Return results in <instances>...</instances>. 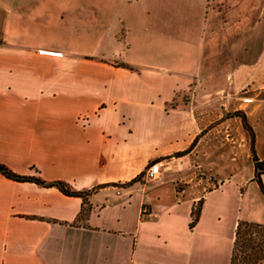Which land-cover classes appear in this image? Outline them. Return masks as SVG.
I'll list each match as a JSON object with an SVG mask.
<instances>
[{"label": "crops", "instance_id": "crops-1", "mask_svg": "<svg viewBox=\"0 0 264 264\" xmlns=\"http://www.w3.org/2000/svg\"><path fill=\"white\" fill-rule=\"evenodd\" d=\"M259 35L264 0H0V164L93 190L85 201L0 174V264H231L238 223L263 224L225 229L218 192L242 158L247 186L264 166V79L249 76ZM242 67L252 87L236 108L253 134L239 125L224 141L232 119L208 129L221 116L204 109L244 89L221 81ZM191 90L213 99L193 110L180 99ZM153 161L161 175L147 182Z\"/></svg>", "mask_w": 264, "mask_h": 264}, {"label": "rangeland", "instance_id": "rangeland-1", "mask_svg": "<svg viewBox=\"0 0 264 264\" xmlns=\"http://www.w3.org/2000/svg\"><path fill=\"white\" fill-rule=\"evenodd\" d=\"M257 49L258 54L259 52L264 51V35H259V40H257ZM223 71L224 72H222L221 81L225 83L227 88L229 86L236 87L242 85L244 86V89H240L239 92L233 96H228L227 94H225V92L221 93L222 104L220 105V110H218L217 108L204 109L206 113L205 117L215 118L219 113L221 116V120L219 121L215 119L216 121H213L209 125L208 129L214 127L216 124L222 122L226 118H231L232 122H230L227 126L223 125L220 128L219 133L222 134V139L225 141L228 136V139L233 138L234 131L237 127H239V125L245 127V129L247 130V136L249 137L253 133L250 132L249 127H247V121L244 115V111L236 107H238L240 102H243L240 98L246 96L245 92L247 86L252 87V80L248 79V72L246 71V67H242L238 72L239 75L237 76L236 73L231 74V72H233L232 70L225 68ZM249 76L250 78L254 77L253 79L256 81V83L258 81H263L262 79H264V58H262L261 61L259 60V58L257 59L255 70L252 69ZM247 82H249V84H247ZM208 94L209 93H198L196 91L192 92L191 90L188 94L180 97V99H182L183 101L190 102L191 100H194L195 104L193 110H195L197 104L196 100L198 98H203L204 96L206 97V102L208 98L213 99V97H209ZM179 103L180 101L176 100V102H174L172 105L176 106ZM258 132L260 136L259 129ZM235 144H238V142H235ZM220 159L222 160V162H219L221 166L220 171H218V176H222L224 178L228 174L230 167L224 160V157ZM238 165L239 169L238 171H235L233 174H231L229 183L225 181L224 185L222 186V189L218 191L219 193L222 192L223 196L227 197V199L230 200L229 205H227L224 211V215L226 217L220 222L224 225L225 229H228L232 218L238 216L241 221L251 218L255 219L256 222H263V224H259L258 226H256L255 224L252 226H241L240 235L238 238H236V253L235 255H233L231 264H264V197L258 190L259 188L256 185V182H252L248 184V186L245 184L250 181L249 177L251 175L253 177V164L251 163V160L242 158L241 161L239 160L234 166L236 167ZM200 176L207 177V180L209 181V184L206 185V191L218 187V176L217 178H215L213 174L207 173L200 174ZM218 192L213 196L219 194ZM242 194H245L246 197L243 202H240ZM200 204L201 201H198L196 204H194V213H197L199 211Z\"/></svg>", "mask_w": 264, "mask_h": 264}, {"label": "trees", "instance_id": "trees-1", "mask_svg": "<svg viewBox=\"0 0 264 264\" xmlns=\"http://www.w3.org/2000/svg\"><path fill=\"white\" fill-rule=\"evenodd\" d=\"M262 173H264V166L261 163L256 162V171L254 172V180H256V183L260 187L259 190L264 197V186L260 180V176ZM0 174L6 176L8 179H12L15 181L35 182V184H38V185L43 186V187L55 186V187H57L58 190H60L64 194L71 195L73 197H81L85 201L87 199V196L89 194H91V192L93 191L90 189L84 190V191H74L66 183L61 182V181L56 180V181H52V182H45V181L41 180L40 177H29V176H24V175H18V174L13 173L12 171H10L6 166H4L2 164H0ZM192 217H193V220H192V222H193L197 219L198 212L193 213ZM252 225H254V224L253 223H238L237 229H236V238H238L240 235L241 226H252ZM256 226H258V225H256ZM236 238L234 239L233 255H235V253H236V244H237ZM233 255L231 257V262L233 259Z\"/></svg>", "mask_w": 264, "mask_h": 264}, {"label": "built area", "instance_id": "built-area-1", "mask_svg": "<svg viewBox=\"0 0 264 264\" xmlns=\"http://www.w3.org/2000/svg\"><path fill=\"white\" fill-rule=\"evenodd\" d=\"M162 170V165L160 162L153 161L150 162L147 166V169L144 171V178L147 182H151L153 180H156L160 177ZM148 213L147 208H142V214Z\"/></svg>", "mask_w": 264, "mask_h": 264}]
</instances>
